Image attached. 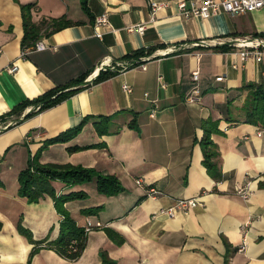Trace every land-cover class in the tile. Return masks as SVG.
Masks as SVG:
<instances>
[{
    "label": "crops",
    "instance_id": "crops-1",
    "mask_svg": "<svg viewBox=\"0 0 264 264\" xmlns=\"http://www.w3.org/2000/svg\"><path fill=\"white\" fill-rule=\"evenodd\" d=\"M181 1L190 0H88L86 12L81 0H0V264H102V253L115 264H264V134L246 121L244 110L248 87L264 90V59L242 67L231 45L234 39H264V8L184 20ZM151 2L169 6L153 16ZM29 5L38 42L49 48L24 57L22 7ZM105 13L109 28H97L96 17ZM61 19L77 24L54 30ZM139 25H145L143 33L128 31ZM151 49L149 56H134ZM197 70L202 100L190 104ZM100 72L116 75L95 84ZM88 73L82 89L57 106L28 119L32 105L9 115ZM124 85L132 92L125 93ZM100 122L104 135L95 127ZM81 125L77 136L43 151L40 162L114 175L124 192L106 197L96 182L73 188L55 182L58 195L87 194L66 204L79 226L102 228L88 234L77 261L43 248L29 263L34 245L17 230L19 220L36 241L50 242L57 240L62 218L50 197L30 204L19 195V174L29 151L35 155L47 140ZM212 125L218 131L210 134L208 152L215 156L207 164L202 140ZM248 185L252 193L245 200L237 189ZM148 186L162 195L148 197ZM191 199L200 205L186 214L161 213ZM90 208L100 210L82 213Z\"/></svg>",
    "mask_w": 264,
    "mask_h": 264
},
{
    "label": "trees",
    "instance_id": "trees-1",
    "mask_svg": "<svg viewBox=\"0 0 264 264\" xmlns=\"http://www.w3.org/2000/svg\"><path fill=\"white\" fill-rule=\"evenodd\" d=\"M81 6L84 11L89 12L88 0H81ZM32 6H23V20L25 25V34L22 42V51L28 50L38 42V28L31 22L30 12ZM28 14V15H27ZM77 23L66 21L61 19L54 21V30L62 29L64 27L73 26ZM153 52V49L145 53V51H138L134 54L135 57L149 56ZM116 73L100 72L94 83H101L107 79L115 76ZM89 76V73L80 77L79 79L72 81L71 83L57 87L49 92L35 98L28 100L15 107L9 115L23 112L28 106L38 107L37 110L30 112L25 119L31 118L36 114H40L52 107L57 106L74 93L80 91L82 88L80 85L84 84L85 80ZM76 88L68 91L70 88ZM250 95L244 105L246 112V121L250 124L258 126L264 130V90L261 87L251 85ZM109 119H104L107 125ZM102 123H96L95 127L100 135L107 133L102 129ZM83 125L72 129L57 138L47 140L44 145L37 151L35 155L29 151V159L27 167L20 172L19 180V195L26 199L28 203H39L46 197H50L53 202L57 213L61 216L60 231L57 240L55 241H36L31 231L23 226V220L20 219L17 223V230L19 233L27 238V240L34 245L33 251L30 255L29 263L34 255H36L41 249L48 248L54 250L63 258L69 261H77L81 258L85 248L87 246L88 234H86L85 228L77 224L75 219L71 216L66 208V204L72 201L84 200L87 198V194L84 192H73L68 195H58L55 188V182H61L66 187L73 188L75 186H81L90 182H96L97 190L100 194L106 197H113L124 192V187L121 185L119 179L110 174L100 173L94 169L85 168L82 166L74 165H58V164H43L40 162V157L43 151H45L50 145L60 142H66L69 138L77 136ZM107 127V126H105ZM205 136L202 140L205 146V163H209L211 157L215 156V153H209L210 134L217 132L215 126L206 129ZM76 150V149H74ZM3 185L0 182V188ZM100 208H90L84 210V215H93L98 213ZM107 235L111 240L117 244H122L123 239L111 230H107ZM102 264H115L106 253H102Z\"/></svg>",
    "mask_w": 264,
    "mask_h": 264
},
{
    "label": "built area",
    "instance_id": "built-area-1",
    "mask_svg": "<svg viewBox=\"0 0 264 264\" xmlns=\"http://www.w3.org/2000/svg\"><path fill=\"white\" fill-rule=\"evenodd\" d=\"M169 6L168 3H155L151 2V9L153 16L157 11L161 9H165ZM264 8V0H190L189 2L181 1L178 3V9L180 13V17L184 20H189L192 18L204 19L207 20L211 17L219 15L221 13H226L229 15H244L247 13L255 12ZM152 22L153 19H152ZM109 16L107 13L96 17L95 26L97 28H109ZM145 25H139L138 27H130L128 29L129 32L137 31L139 33H143L145 31ZM97 37L102 38V34H98ZM231 44L233 47L238 49L237 55L240 58L242 67L246 65L249 61L254 60L256 63H261L264 59V39H234ZM204 44V43H202ZM230 45V46H231ZM48 46L45 42L40 41L37 42L33 47L28 50L23 51L22 55L26 57L31 52H42L48 50ZM104 65V63H103ZM101 66L103 71H107L108 68L105 66ZM112 70L115 67H109ZM235 68H238L236 66ZM17 67H13L9 69V72L14 73L17 71ZM162 81V78L160 79ZM200 80L199 71H195L192 74V81L195 84V87L191 91V93L187 96L186 100L190 104H200L202 100V92L198 86V82ZM222 77H218L216 79L217 82L222 81ZM163 87L165 85L163 84ZM123 91L125 93H131L132 89L124 85ZM38 107H34L33 110H37ZM264 130L259 131V135H263ZM137 184L142 186L143 183L141 180L137 181ZM251 189L249 185L246 188H238L237 194L241 196L243 199L248 200L251 195ZM162 195V192L155 186L147 187V196L151 198H157ZM200 205L198 199L191 200H178L176 203L165 211H161L163 215H166L168 218H175L179 214H186L189 209ZM102 225L98 224L94 227L90 222L87 223L85 227L86 234L93 232L94 230L101 229Z\"/></svg>",
    "mask_w": 264,
    "mask_h": 264
}]
</instances>
